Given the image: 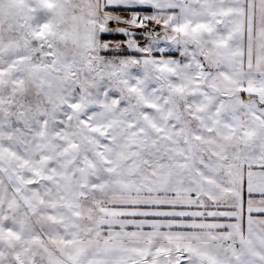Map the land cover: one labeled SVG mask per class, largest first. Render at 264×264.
Wrapping results in <instances>:
<instances>
[{
    "label": "snow or ice",
    "instance_id": "obj_1",
    "mask_svg": "<svg viewBox=\"0 0 264 264\" xmlns=\"http://www.w3.org/2000/svg\"><path fill=\"white\" fill-rule=\"evenodd\" d=\"M0 264H264V0H0Z\"/></svg>",
    "mask_w": 264,
    "mask_h": 264
}]
</instances>
